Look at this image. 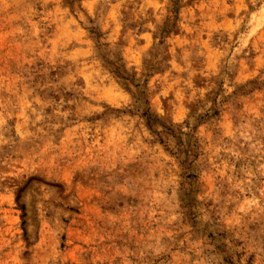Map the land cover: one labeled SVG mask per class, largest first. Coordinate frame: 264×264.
<instances>
[{"label": "rangeland", "instance_id": "rangeland-1", "mask_svg": "<svg viewBox=\"0 0 264 264\" xmlns=\"http://www.w3.org/2000/svg\"><path fill=\"white\" fill-rule=\"evenodd\" d=\"M0 264H264V0H0Z\"/></svg>", "mask_w": 264, "mask_h": 264}]
</instances>
